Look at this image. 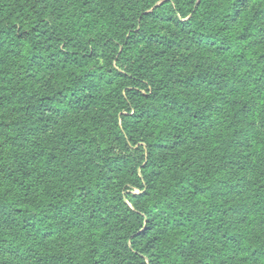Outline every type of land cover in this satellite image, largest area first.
I'll return each instance as SVG.
<instances>
[{
	"label": "trees",
	"instance_id": "trees-1",
	"mask_svg": "<svg viewBox=\"0 0 264 264\" xmlns=\"http://www.w3.org/2000/svg\"><path fill=\"white\" fill-rule=\"evenodd\" d=\"M50 1L53 19L43 0H0L14 264H49L62 223L91 230L89 254L62 264H264V135L249 121L264 0L239 16L230 0Z\"/></svg>",
	"mask_w": 264,
	"mask_h": 264
},
{
	"label": "rangeland",
	"instance_id": "rangeland-1",
	"mask_svg": "<svg viewBox=\"0 0 264 264\" xmlns=\"http://www.w3.org/2000/svg\"><path fill=\"white\" fill-rule=\"evenodd\" d=\"M44 1V6H46V15L50 18H54V16L51 13V8L48 6V0H43ZM50 1V0H49ZM51 2V1H50ZM104 19H106L105 16H103ZM104 22H99V25L104 24ZM264 118V101H259L256 106V111L251 113L249 115V121L251 123V127L253 128V133H261L264 135V130L262 127V121ZM8 154V153H7ZM6 155L1 156L3 158V161L6 160ZM37 168L35 169L36 172H40V167L36 166ZM29 168L25 173L27 174ZM1 172V171H0ZM1 177V173H0ZM53 182H50L49 185L51 186V190L54 193L55 191H58V188L56 185H52ZM60 187V186H59ZM251 207V206H250ZM249 212L253 215V212L251 209H249ZM242 224H245V222H242ZM59 231L57 235L53 236L50 240L45 243V249L44 253L47 254V256H51L52 261L48 262L49 264H62V260L60 258H63L65 261H72L74 262H79L81 258L84 257V255L89 254V248H88V240L91 236V230H87L84 232H78L75 228H70L62 223L59 226ZM80 231V230H79ZM87 248V249H86ZM10 249V248H9ZM11 251V249H10ZM16 263L18 261V258H16L12 253L10 254L8 251V244L1 243L0 244V261L2 260H9L13 261ZM38 264L40 263V260L36 258L35 260L27 259L25 264ZM237 264H248L247 262L241 260Z\"/></svg>",
	"mask_w": 264,
	"mask_h": 264
},
{
	"label": "snow or ice",
	"instance_id": "snow-or-ice-1",
	"mask_svg": "<svg viewBox=\"0 0 264 264\" xmlns=\"http://www.w3.org/2000/svg\"><path fill=\"white\" fill-rule=\"evenodd\" d=\"M162 2H165V0H157V4H161ZM230 3L233 4L234 11L236 12V15L239 16L240 10L244 8L245 4L248 3V0H230ZM237 4H238V7L236 6ZM197 6H199L198 0H197ZM262 17H264V13H262ZM183 19L187 21L190 18L184 17ZM233 23H235V20H233ZM3 195H6V190L3 188H0V196H3ZM149 264H150V261H149Z\"/></svg>",
	"mask_w": 264,
	"mask_h": 264
}]
</instances>
